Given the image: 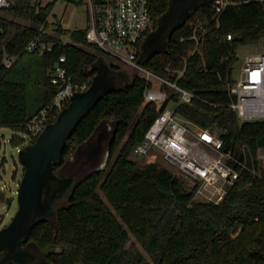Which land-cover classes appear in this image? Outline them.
Segmentation results:
<instances>
[{"label":"trees","instance_id":"16d2710c","mask_svg":"<svg viewBox=\"0 0 264 264\" xmlns=\"http://www.w3.org/2000/svg\"><path fill=\"white\" fill-rule=\"evenodd\" d=\"M55 3L43 6L40 0H12L11 7L0 10V127L27 133L26 125L54 106L59 89L50 73L61 56L66 57L74 82L91 80L101 57L113 70H123L87 42L85 30L71 31L68 43L43 33ZM211 5L212 0L200 7L174 32L166 51L143 65L161 74L167 67L186 66L179 84L196 98L180 104L177 113L215 132L225 149L247 158L260 171L258 142L264 135V121L240 122L230 108L235 96L229 87L238 49L264 42V0H230L215 21H211ZM169 7L170 0H154V30ZM200 22L209 24L206 33H199L196 49L192 36ZM57 26L64 34L62 24ZM38 37L51 43V50L27 52L28 44ZM141 49L142 44L139 57ZM6 55L17 57L10 68L3 65ZM146 86L140 74H132L127 86L109 93L79 124L56 170L105 121L115 123L110 162L115 154L116 159L108 170L85 178L70 205L58 210L55 222L37 224L28 242L50 249V264H264V168L259 175L244 170L225 200L215 204L196 200L194 191L168 168L158 163L140 166L131 157L135 147L169 103H145ZM165 89L170 101L178 102L179 95ZM65 108H53L51 113L58 117ZM133 238L137 244L129 246Z\"/></svg>","mask_w":264,"mask_h":264},{"label":"built area","instance_id":"2783aa9c","mask_svg":"<svg viewBox=\"0 0 264 264\" xmlns=\"http://www.w3.org/2000/svg\"><path fill=\"white\" fill-rule=\"evenodd\" d=\"M154 0H89L88 26L85 30L87 42L109 55L122 68L140 74L147 83L145 103L167 104L146 130L142 141L135 147L134 156L155 163L158 156L182 178L194 191V198L202 202L222 203L230 188L239 180L244 170L260 174L255 165H249L247 158L242 160L229 149L224 148L223 140L210 129L184 120L176 111L180 104H189L195 94L180 86L184 77L183 69L167 67L165 74L158 73L140 64L139 46L145 37L154 30L152 5ZM230 0H212L213 17L218 20ZM12 0H0V10L8 9ZM209 22L195 24L192 38L199 46V33H206ZM41 37V35L39 36ZM34 39L26 47L27 52L39 48L40 54L50 51L51 43ZM232 39V36H228ZM16 56L6 55L3 65L10 68ZM67 60L61 56L50 73L51 82L59 89L53 107H48L36 115L27 125L28 134L39 137L50 119L57 117L51 113L70 104L75 92L87 90L92 79L87 82H74L65 66ZM118 65V64H117ZM131 74V75H132ZM165 87L179 95L178 102L170 101ZM229 92L235 96L230 108L240 122L264 121V53L247 56L242 67L234 73V82ZM59 116V115H58ZM259 160V156L257 157Z\"/></svg>","mask_w":264,"mask_h":264},{"label":"water","instance_id":"95a60500","mask_svg":"<svg viewBox=\"0 0 264 264\" xmlns=\"http://www.w3.org/2000/svg\"><path fill=\"white\" fill-rule=\"evenodd\" d=\"M209 2L210 0H170L169 10L159 19L157 29L150 32L142 42L139 63L143 64L146 60L165 52L174 32ZM92 71L96 73L90 87L85 91L75 92L70 104L54 122L46 126L36 142L20 150L25 173L18 193L19 210L13 221L0 230V264H26L29 260L31 264H40L42 261L50 264L48 254L51 250L43 249L44 256H37L31 249L34 243L28 242L30 234L42 221L55 222L51 218L55 216L56 220L59 209H53V201L69 189H72L71 199L76 187L88 177L76 183L75 177L63 176L61 168L56 170L55 167L63 164L67 141L79 124L109 93L127 86L131 79L129 72L113 70L103 57L99 58ZM117 82L125 84L123 87H117ZM109 129L113 130L112 137L108 134ZM114 133L113 121L101 123L87 142L73 148L72 156L77 150L89 162L98 158L104 150L105 142L108 141L110 161V144ZM258 145L264 148V135L259 139ZM15 199L14 196L8 197L0 187V201L11 205ZM27 242L25 248L23 245Z\"/></svg>","mask_w":264,"mask_h":264},{"label":"rangeland","instance_id":"374dc122","mask_svg":"<svg viewBox=\"0 0 264 264\" xmlns=\"http://www.w3.org/2000/svg\"><path fill=\"white\" fill-rule=\"evenodd\" d=\"M52 1L55 0H40L43 6ZM89 6V0H56L52 13L48 17L49 25L44 28L42 32L58 37L63 43L71 42V31L86 30L88 26ZM57 22L62 24L65 32L64 34H61V31H57ZM261 53H264V42L241 46L235 57L234 73L242 67L247 56L258 55ZM103 55L123 67V64L116 62L109 55L104 53ZM122 69L129 72L130 75L132 74L131 70L127 68ZM124 84L125 82H117L116 86L123 87ZM32 90L33 94L36 96L38 93L37 89L33 88ZM108 134L112 137L113 130L109 129ZM31 143L32 138L28 132L25 133L22 130L14 129L12 127H0V187L8 197L14 196L16 198L11 205H8L5 201H0V230L10 224L11 220L19 210L18 193L25 173L24 165L20 159V150ZM258 156L259 172L261 173L264 168V148H260ZM131 157L140 166L153 163L144 159H139L136 156ZM115 159L116 154L112 157L111 162L109 161V142L106 141L103 152L98 158L91 159L89 162H87L84 155L78 153L76 150L72 158L61 168V173L63 176L75 177V181L78 183L95 172L108 170ZM155 163H158L162 167H166L175 173L172 167H170L161 156L157 157ZM71 193L72 189H69L67 192L56 198L52 203L53 209L57 211L60 208L68 207L70 205ZM51 220L55 221V216H53ZM132 243H136L134 238L129 243V246ZM31 249L40 258L44 256L43 249L39 248L37 245L32 244Z\"/></svg>","mask_w":264,"mask_h":264},{"label":"flooded vegetation","instance_id":"af4514ba","mask_svg":"<svg viewBox=\"0 0 264 264\" xmlns=\"http://www.w3.org/2000/svg\"><path fill=\"white\" fill-rule=\"evenodd\" d=\"M31 144H33V143H31ZM17 214V213H16ZM15 217V216H14ZM14 217H13V219H14ZM13 219L11 220V222L13 221ZM10 222V223H11ZM27 244H28V242L27 243H24V247L26 248L27 247ZM26 264H31V262H30V260L28 261V262H26ZM40 264H48L46 261H42Z\"/></svg>","mask_w":264,"mask_h":264}]
</instances>
